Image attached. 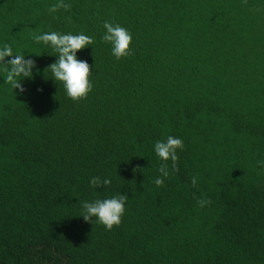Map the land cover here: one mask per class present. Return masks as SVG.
<instances>
[{
  "label": "trees",
  "instance_id": "1",
  "mask_svg": "<svg viewBox=\"0 0 264 264\" xmlns=\"http://www.w3.org/2000/svg\"><path fill=\"white\" fill-rule=\"evenodd\" d=\"M46 31L92 38L84 98L50 79ZM3 43L36 68L24 94L0 72V264H264V0H0ZM168 135L183 149L156 186ZM120 192L119 226L79 217Z\"/></svg>",
  "mask_w": 264,
  "mask_h": 264
},
{
  "label": "clouds",
  "instance_id": "2",
  "mask_svg": "<svg viewBox=\"0 0 264 264\" xmlns=\"http://www.w3.org/2000/svg\"><path fill=\"white\" fill-rule=\"evenodd\" d=\"M68 8L67 4L57 2L49 7V13H55L59 8ZM104 34L101 37L103 42L111 46V54L120 59L129 54V44L132 39L131 33L119 24L104 22ZM37 44L45 45L53 50L55 60L47 66L51 74V80L62 84L65 95L77 100L84 98L91 90L92 83L89 79V64L77 57V51L93 43L92 38L84 34L61 33L58 31H46L32 37ZM36 68L35 61L26 54L13 51L7 43L0 44V72L3 73L4 82L9 84L17 94H24L26 89L23 86L25 79H31L33 69ZM183 149V141L179 137L166 136L163 140H156L152 145V151L162 163L157 169L159 173L153 183L161 186L165 178L169 175L167 161H171L172 170L176 168L177 150ZM258 164L264 162L257 161ZM135 171V169L133 170ZM111 183L109 178L92 177L89 180L90 186L94 188L106 187ZM191 183L195 185L196 179L192 178ZM128 196L121 192L105 198H97L91 201L80 202V216L85 222L92 221L103 225L106 230H111L113 226H119L125 214ZM207 199L197 201L199 207L209 204Z\"/></svg>",
  "mask_w": 264,
  "mask_h": 264
}]
</instances>
